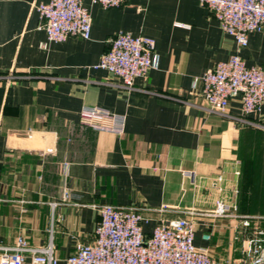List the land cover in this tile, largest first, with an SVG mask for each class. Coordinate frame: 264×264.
<instances>
[{"label": "crops", "instance_id": "1", "mask_svg": "<svg viewBox=\"0 0 264 264\" xmlns=\"http://www.w3.org/2000/svg\"><path fill=\"white\" fill-rule=\"evenodd\" d=\"M47 1L0 0V247L19 236L35 247L51 242L56 264H69L75 245L94 238V205L109 203L149 208L147 233L159 218H192L196 246L213 258L240 256L237 220L209 214L264 189V129L247 122L264 125V105L243 116L234 98L225 114L211 111L193 81L235 52L264 65V26L239 47L199 0L110 8L83 0L90 37L56 42L39 27L36 6ZM120 30L153 38L159 54L133 90L94 67ZM83 106L124 116L123 132L83 124ZM251 153L259 154L255 166ZM63 190L69 200L53 204Z\"/></svg>", "mask_w": 264, "mask_h": 264}, {"label": "built area", "instance_id": "2", "mask_svg": "<svg viewBox=\"0 0 264 264\" xmlns=\"http://www.w3.org/2000/svg\"><path fill=\"white\" fill-rule=\"evenodd\" d=\"M128 0H91L104 8L120 7ZM219 22L221 29L232 36L239 47L248 43L250 33L264 26V0H199ZM39 27L49 41H63L69 36L88 39L91 33V14L83 0H48L37 6ZM43 47L45 44H41ZM159 64L154 39L120 30L110 39L107 51L101 54L95 68H101L116 78L121 87L135 89L134 80L145 78ZM8 78H11L9 74ZM194 87L206 101L209 110L225 114L230 100L238 98L241 113L247 116L259 112L264 105V65H247L235 52L219 61L195 78ZM81 122L95 130L121 134L124 116L99 106H83ZM107 119L109 124L102 123ZM264 129L258 122L247 121ZM185 174H191L184 171ZM238 173V171H237ZM218 176L214 182L220 181ZM70 193L63 190L60 200L66 202ZM98 221L94 238L89 243H77L66 258L69 264H264V227L249 226L254 215H239L237 203L220 201L209 214L217 218L237 220L233 224V238L241 241L240 256L234 259L213 258L205 247L196 246L195 221L189 217L159 218L150 232L144 224L150 220L149 208L118 206L109 203L94 205ZM189 214L193 212L189 211ZM211 238L210 232L202 235ZM0 264H56L58 257L51 242L35 247L19 236L11 246L0 247Z\"/></svg>", "mask_w": 264, "mask_h": 264}, {"label": "rangeland", "instance_id": "3", "mask_svg": "<svg viewBox=\"0 0 264 264\" xmlns=\"http://www.w3.org/2000/svg\"><path fill=\"white\" fill-rule=\"evenodd\" d=\"M247 155V154H244ZM259 154H250V164L251 166H255L257 163V160L254 162L255 159H258ZM264 192V189H261ZM259 188L256 189V187L253 188L252 194H243L241 201L238 202V208L241 209V211L249 214V215H254V216H262L264 217V199L259 200L257 198L258 192L261 191ZM264 198V193L262 195ZM237 208V210H238ZM249 226L252 227L254 225H259L264 227V218H251L249 221Z\"/></svg>", "mask_w": 264, "mask_h": 264}]
</instances>
